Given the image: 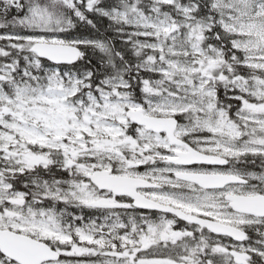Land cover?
Here are the masks:
<instances>
[{
	"label": "snow or ice",
	"instance_id": "6c2138e0",
	"mask_svg": "<svg viewBox=\"0 0 264 264\" xmlns=\"http://www.w3.org/2000/svg\"><path fill=\"white\" fill-rule=\"evenodd\" d=\"M0 264H264V0H0Z\"/></svg>",
	"mask_w": 264,
	"mask_h": 264
}]
</instances>
